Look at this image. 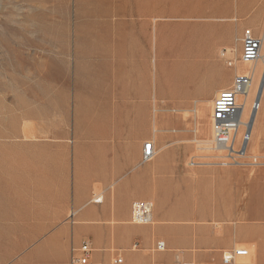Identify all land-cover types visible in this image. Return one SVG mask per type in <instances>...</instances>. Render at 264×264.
Returning <instances> with one entry per match:
<instances>
[{"label":"crops","instance_id":"0c3cea01","mask_svg":"<svg viewBox=\"0 0 264 264\" xmlns=\"http://www.w3.org/2000/svg\"><path fill=\"white\" fill-rule=\"evenodd\" d=\"M92 1L103 10L97 35L66 51L71 68L41 89L31 136L8 151L18 166L2 181L18 182L27 207L12 226L53 230L58 264L83 241L101 264H221L240 244L264 264V223L247 220L251 167L210 164L200 146L210 103L247 69L227 64L245 28L264 52V2ZM263 139L264 85L250 138L260 155ZM147 141L154 154L142 161ZM137 200L152 203L151 223L130 221Z\"/></svg>","mask_w":264,"mask_h":264},{"label":"rangeland","instance_id":"374dc122","mask_svg":"<svg viewBox=\"0 0 264 264\" xmlns=\"http://www.w3.org/2000/svg\"><path fill=\"white\" fill-rule=\"evenodd\" d=\"M263 2L256 0L255 5ZM101 13L100 4L92 0H0V264H58L55 262V245L49 237L53 230L12 226L17 224L14 221L27 207L25 198L20 196L18 182H5L2 178L4 174L8 176L15 169L17 171L18 161L10 158L8 151L18 148L21 140L31 136L28 126L33 124L37 95L41 97V89L47 86L51 77L66 75L71 65L62 57H71L72 53H66L67 50H74L76 45L82 46L85 42L89 44L91 35H97ZM238 56L239 51L233 50L232 59ZM258 63L263 66L264 57ZM235 68L226 72H233ZM178 71L176 66V74ZM259 78L253 81L255 87ZM209 140L201 141L200 146L209 147ZM250 145V152L259 154ZM202 152L213 154L209 149ZM257 169L250 168L252 194L249 205L255 211L247 220L264 223V213L256 212L264 205V174L259 175ZM32 233L38 235L15 253L18 241ZM235 246L247 248L250 253L248 264H256L254 247Z\"/></svg>","mask_w":264,"mask_h":264},{"label":"built area","instance_id":"2783aa9c","mask_svg":"<svg viewBox=\"0 0 264 264\" xmlns=\"http://www.w3.org/2000/svg\"><path fill=\"white\" fill-rule=\"evenodd\" d=\"M242 48L235 59H228V65H247L244 72L234 75L229 87L219 90L211 104L210 127L211 138L209 149L213 152L204 155L210 164L218 166H264V155L254 154L249 151L253 116L259 108V98L255 94L248 98L251 85L255 77V63L260 57L262 38L253 35L247 28L243 32ZM249 102V110L244 114V106ZM152 143L143 144L142 161L153 157ZM191 163H195L191 161ZM100 201L101 197H94ZM130 221L134 224H149L152 222V203L149 201H133L130 206ZM164 244L158 241L157 249H162ZM92 247L88 242H81L79 246L71 248L70 264H101L92 259ZM249 250L243 246H234L222 252L221 264H248ZM121 262L119 256L112 258L113 264ZM180 264H194L181 262Z\"/></svg>","mask_w":264,"mask_h":264},{"label":"bare ground","instance_id":"6f19581e","mask_svg":"<svg viewBox=\"0 0 264 264\" xmlns=\"http://www.w3.org/2000/svg\"><path fill=\"white\" fill-rule=\"evenodd\" d=\"M263 57H264V54H262V53H260V57H259V59L258 60H261V59H263ZM258 60L256 61L257 62V67H255V77L254 78H256V77H258L259 78V75H260V78H259V83H257L258 85H257V87H255L256 85V83L255 82H253V84L251 85V89H250V91H249V95H250V97L254 94V93H256L255 94V96H256V98H260V93H261V90H262V88H263V85H264V63H263V66H261L259 63H258ZM256 64V63H255ZM255 80V79H254ZM257 82H258V80H257ZM246 104H248V102L246 103ZM246 104H245V106H246ZM248 112V110L246 109V107H245V110H244V114H246ZM256 114V113H255ZM255 114H254V116H253V121H254V117H255ZM252 124H253V122H252ZM250 143V142H249ZM38 235V233H32L31 235H28V236H24L22 239H20L19 241H18V243H17V246H16V248L14 249V252L16 253H18L20 250H22L28 243H29V241H31V240H34L35 239V237Z\"/></svg>","mask_w":264,"mask_h":264}]
</instances>
